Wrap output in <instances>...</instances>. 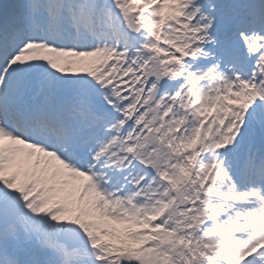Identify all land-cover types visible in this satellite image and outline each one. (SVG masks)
<instances>
[{"label": "snow or ice", "instance_id": "obj_1", "mask_svg": "<svg viewBox=\"0 0 264 264\" xmlns=\"http://www.w3.org/2000/svg\"><path fill=\"white\" fill-rule=\"evenodd\" d=\"M0 264H264V0L0 5Z\"/></svg>", "mask_w": 264, "mask_h": 264}, {"label": "rangeland", "instance_id": "obj_2", "mask_svg": "<svg viewBox=\"0 0 264 264\" xmlns=\"http://www.w3.org/2000/svg\"><path fill=\"white\" fill-rule=\"evenodd\" d=\"M12 0H0V5L11 3Z\"/></svg>", "mask_w": 264, "mask_h": 264}]
</instances>
